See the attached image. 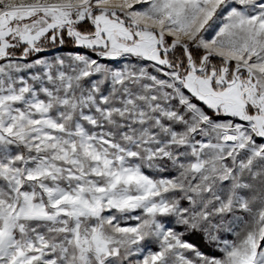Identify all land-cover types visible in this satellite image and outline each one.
Here are the masks:
<instances>
[{
    "label": "snow or ice",
    "instance_id": "6c2138e0",
    "mask_svg": "<svg viewBox=\"0 0 264 264\" xmlns=\"http://www.w3.org/2000/svg\"><path fill=\"white\" fill-rule=\"evenodd\" d=\"M0 264H264V0H0Z\"/></svg>",
    "mask_w": 264,
    "mask_h": 264
},
{
    "label": "rangeland",
    "instance_id": "374dc122",
    "mask_svg": "<svg viewBox=\"0 0 264 264\" xmlns=\"http://www.w3.org/2000/svg\"><path fill=\"white\" fill-rule=\"evenodd\" d=\"M69 47H71V45L69 44V45H66V48H69ZM132 223H134V222H132ZM193 239V242H195L196 243V240H195V238H192ZM198 242V241H197ZM203 250V249H202Z\"/></svg>",
    "mask_w": 264,
    "mask_h": 264
},
{
    "label": "trees",
    "instance_id": "16d2710c",
    "mask_svg": "<svg viewBox=\"0 0 264 264\" xmlns=\"http://www.w3.org/2000/svg\"><path fill=\"white\" fill-rule=\"evenodd\" d=\"M196 243H198V244H199L200 242H199V241H198V242L196 241Z\"/></svg>",
    "mask_w": 264,
    "mask_h": 264
}]
</instances>
